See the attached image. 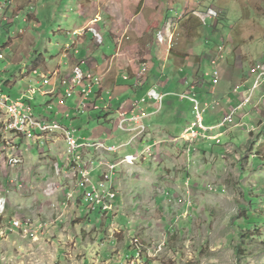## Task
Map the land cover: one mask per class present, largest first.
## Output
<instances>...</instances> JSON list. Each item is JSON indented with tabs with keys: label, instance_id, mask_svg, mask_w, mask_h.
Here are the masks:
<instances>
[{
	"label": "rangeland",
	"instance_id": "obj_1",
	"mask_svg": "<svg viewBox=\"0 0 264 264\" xmlns=\"http://www.w3.org/2000/svg\"><path fill=\"white\" fill-rule=\"evenodd\" d=\"M96 19L100 21L93 24ZM84 27L86 35H75ZM85 38V43H74ZM72 59H87L86 70L98 67L95 73L106 87L100 98H90L84 115L73 104L77 96H65L64 106L50 103L60 112L75 108L67 126L72 123L80 144H102L96 151L109 153L119 148L118 138L128 131L118 116L125 104L128 111L132 107L138 112H130V117L155 112L146 124L177 122L178 135L170 137L165 131L167 138L160 133V139L146 143L145 152L153 155L158 149L159 160L140 161L148 165L142 179L155 180L150 187L154 208L146 216L152 221L147 224L142 218L126 230L132 216L140 213L132 197V206L120 211L115 222L110 217L102 225L101 214H90L89 204L83 206L75 166L68 161L70 169L65 171L73 185L56 184L54 180L65 175L44 156L51 143L46 140L44 147L34 148L27 144L22 155L25 143L19 142L24 136L10 128L9 114L0 106V224H7L0 239V264H264V161L252 157L264 154V126L256 127L264 121V80L253 91L257 75L252 73L259 62L264 64V0H0V87L11 101L37 90L34 104L48 102L41 97V84L25 77L37 78L29 71L39 62L46 63L47 74H54ZM148 61L156 68L149 71L150 80L133 77ZM238 96L253 102L229 121L230 127L241 126L230 139L222 135L227 129H221L229 112L225 103ZM143 99L147 103H141ZM137 102L141 104L134 107ZM51 113L44 111L43 116L50 118ZM35 115L39 120L37 111ZM199 116L205 127L217 130L186 141L185 130L197 126ZM60 125L63 130L38 131L35 141L57 134L67 140L69 129ZM193 149L197 154L190 156ZM38 150H43V158ZM29 153L35 154L34 161ZM185 156L191 163L201 161L205 169L197 174ZM126 179L118 185L120 193L129 191L124 186L131 177ZM89 188L87 192L93 185ZM157 194L178 197L170 204L174 208L163 206L168 196L155 200ZM14 219L33 231H21ZM143 227L146 232L140 233Z\"/></svg>",
	"mask_w": 264,
	"mask_h": 264
},
{
	"label": "crops",
	"instance_id": "obj_2",
	"mask_svg": "<svg viewBox=\"0 0 264 264\" xmlns=\"http://www.w3.org/2000/svg\"><path fill=\"white\" fill-rule=\"evenodd\" d=\"M82 6H84V4ZM84 9H85V7H84ZM10 12H12V11H10ZM13 14L16 15L15 14V10H14ZM85 40H86V38L85 39H79L78 42L75 40L74 43L82 44V43H85ZM159 52H160V50H158V52L155 53V55L158 56ZM153 55H154V48L150 52L149 59L151 57H153ZM157 56H156V58H157ZM211 60L213 62L215 61L214 58H212ZM259 63H261V62H259ZM86 65H87V59H85V60L84 59H81V60L72 59L69 62V65L65 66L66 69L62 68V67H59V68H61V71L58 68H57L58 70L56 69V71H60L61 76H66V75H68L70 73H73L74 71H76L78 69L86 70L85 69ZM104 65H105V63H104ZM214 66H217V64H215ZM35 67H36V69L35 68L33 69L34 72H32L33 70H31V71H29V73H32L34 75L37 72L38 75H35L37 78L34 79V77L30 76L29 74L25 78L31 80L32 82L37 80L38 81L37 84H41V88H42V86H43V75H48L47 73H49V71H48V69L46 67V63L40 64V62H39V63H37L35 65ZM39 67L45 69V71L44 72H39V70H38ZM143 67L144 68L140 72V75H136V76H133V77H137V78L142 79V80H144L145 78H146V80L147 79L150 80L151 73L149 71H154V70H156V68L152 69L150 64H149V61ZM194 68H196V67H194ZM87 69H90V68H87ZM93 69H91V70L95 71V70H97L99 68L95 67ZM194 71H195L194 72L195 74H198L196 69H194ZM155 81H158V79L156 78ZM217 84H215V85H217ZM197 86H198V84H197ZM1 89L5 93L4 89L3 88H1ZM52 89L53 88L48 87V89H46V90L43 89V90L44 91H49V90H52ZM105 89H106V87H104V86H102L100 88H97L95 90L94 95L91 98L92 101L97 100L96 98H94V96H96L97 98H100L103 95V93L105 92ZM255 89L256 88H255V84H254L253 91ZM41 95H42L41 96L42 98H49V101L46 102V103H43V105L41 103H39L37 106L33 102V107H34L35 111H37L38 114H39L38 115L39 120H44L45 117L43 116L44 115L43 112L46 111L45 110L46 106L48 104H50V103H54V102L57 103L58 101L55 99L56 94H50L49 95L50 97H45L42 93H41ZM250 102L252 103L253 101H249L248 102V98L247 99H243L241 96H238L235 101H232V99H228L227 102L225 103V105H227V108H228L229 112L227 113V117L225 118V120L229 116H231L232 114H236L237 115V113H239L240 111H244V109L248 106V103H250ZM235 103H236V105H235ZM73 104L77 107V104L75 102ZM217 104H219V106L222 108L223 102H219ZM154 106L155 105H152L150 107H154ZM74 110H75V108H73L72 106L68 107V111L67 112H60V108H58V109L55 108L54 113H51L52 117H50L49 119H51V118L52 119H56V120L57 119H63L64 121L62 122V124L67 125V119L64 118V114H69L70 112H72ZM131 110H132V107H131ZM131 110L128 111L127 110V104H125L124 106L120 107V113L121 114H119L118 116L122 119V121H124V118H123L124 115L130 114V112H133V114H134V112L138 113L137 111H133V110L131 111ZM222 112H223V110H222ZM256 112H257L256 115H259V116L262 115V114H260L259 111L256 110ZM151 115L152 116L148 117V119H151L152 117L156 116L157 114H155V112H152ZM245 115H247V113ZM128 117H130V116H128ZM233 118H234V116H233ZM148 119L147 120H143L140 123H134L135 121L132 122V123H126L127 124L126 126H128V128L131 127V126L138 127V126H141L142 124L148 123L147 122ZM162 120L163 121L158 122L157 125H153L152 123L148 124V125H151L150 129L147 130L146 132H143V133H141V131H139V132H130V131L122 132L123 135H121L118 138V140H117L121 144H120L119 148L116 149V152L109 153L108 151H104V152H102V151H87L85 149H81V151L78 152V159H82V154L84 153V151H87L84 154V161L87 164L88 169L92 173L91 176L94 179L93 180L94 182H96L99 179H101V176H102L103 172L108 174V175L111 174L113 176L112 182H113V186H114V191L117 193V199L115 200L114 205H113L114 206L113 207V212H110L108 214H101L98 211H96V213L98 212L102 216V225H103V223L105 224V220L109 219L110 217H111L112 221L115 222V217L118 215V213L120 211L121 212L122 211H126L127 207L132 206V204H131V202H132L131 198L132 197H135V200L138 201V203L140 204V205H138V206H140L139 207L140 208V213L132 216L131 219H132L133 222H130V225L126 227V230H128V227L132 226V224L135 221L139 222V221L142 220V218L146 219L147 224L150 221H152V219L150 220L146 216H149L150 215L149 210L152 212L151 208H154V205L151 203V201H152L151 199L153 197H152V194H151L152 191H151L150 187L151 186L154 187L155 180L151 181V180H148L147 178H143L142 179V176H147V170H146L147 168L146 167H148V165H146V164L144 165V163H141L140 161L143 162L145 160L147 162L149 160V162H148V164H149L150 161L153 163V161L159 160V158L156 157L157 151H159L158 149L153 153L154 157H152L153 156L152 153L149 155L147 152H145V149L147 148V146H146L147 144L146 143H150L151 144L155 139H160L158 137L159 136L158 134L164 133V134H162L160 136L164 135L167 138L168 135H167V133L165 131L168 132L170 137L173 134L178 135V133H179L176 121L170 122V120H165V119H162ZM203 124H204V120H203ZM231 124H233V122L232 123H227L225 125V127L221 128V129H225V128L227 129L225 133H222V135H225L226 137H228L230 139H231V137H233L235 135V133L233 131L235 129H237V128L240 129V127H241V126H239V127H236V126L230 127L229 125H231ZM70 126H72V123L70 124ZM263 126H264V121L260 120L259 125H257L256 127L261 128ZM215 130H217V129H215ZM215 130H213L211 132H214ZM38 135H40V134L38 133ZM250 135H251V138L253 140H257V139H255V135L253 133H251ZM136 136H137V138L138 137H140V138L143 137V139H140V141L136 140L135 142L132 143L131 141ZM215 137H217V136H215ZM215 137L213 138V140H215ZM262 137L263 136H261L260 138H262ZM198 138H201V137H198ZM46 140L49 141V143H51V144L48 145V148H49V151H47L48 154H46L44 156H50L52 158V160L54 161V163H55L56 169L57 170L61 169L62 171H64L63 175H65L64 177L61 176V178L58 179V180L55 179L54 182L56 184H58V185H59V183L67 185V186L73 185V184H71V179L65 173V171H69V169H70L69 163L67 161V159H68V155H67L68 144H67L66 139L62 136V134H57V135H54V136L46 137L45 141H44V139L40 138L39 141H35V145H42L44 143H47ZM21 142L24 143V140L20 141L19 144ZM218 142H219V140H218ZM233 147L227 146V147H225V149L229 150L230 148H233ZM23 150H24V147L22 148V150L20 152H21L22 155L25 156L26 153L24 154ZM42 151L43 150H38L35 153L37 155H39L40 158H43L41 156L42 154H44V153H42ZM27 152H30V151H27ZM260 152H262V151H260ZM185 153L187 154V152H185ZM141 154H144V155H141ZM193 154L194 155L197 154V151L194 150V149H193V151L189 152L190 156H192ZM27 156H30L29 158L32 159L33 161L35 160V154L29 153ZM138 156H139L140 159L137 158ZM161 157H162V154H161ZM252 157L256 161H264V154H262L259 157L258 156H255V157L252 156ZM224 158H225V156L223 155L222 159H224ZM129 159L133 160L134 163L133 164H128L127 160H129ZM43 161H44V163H48L49 162V160H47V159H44ZM184 161L186 163L189 161V166H190L189 168L190 169H194V171L197 169L198 170L197 174H199L202 170L205 169L204 167H202L201 161L200 162L191 163L187 156L184 157ZM112 164L116 165V169L114 170V172H112L109 169V165H112ZM138 175H141V176H138ZM129 176L131 177V180L129 182H125L127 184V186H124V188L129 189L128 193H126V192L125 193H120L119 190H118V185H120V183L126 181L127 180L126 178H128ZM194 177H196V176H191L192 179H194ZM89 185H88L87 189H90ZM142 186L144 188H141ZM179 186L180 185L178 184V187ZM175 187H177V184H175ZM135 190H138L137 194L135 193ZM64 191H65V189L62 190V192H63L62 201H64L65 198H66V196L64 195ZM82 191H83V201L82 202H83V206L86 208V206H85V203H86L85 202V195L88 192H87L86 189H82ZM158 196H160V195L157 194V196L155 197V200L157 199ZM163 196H168V194L163 195ZM163 196L161 195L160 197H163ZM72 197H73V195H70V198H72ZM169 197H170V201H168ZM168 198H167V202L163 203V206L165 204H169L168 209H170V208L173 209L174 208L173 205H170V204L177 203L176 199L178 197L175 198V199H172V196H170V194H169ZM243 198L245 200V198H246L245 193L243 194ZM154 203H155V201H154ZM158 207H161V206H158ZM84 210L85 209H82L81 213L86 216L87 214H86V212ZM91 211H92V209H90L87 212L90 213ZM110 215H112V216H110ZM241 215H242V217L246 216L245 212H242ZM170 223L173 225L172 222H170ZM185 224H186V222H185ZM145 227H147V226H145ZM145 227L141 228L139 232L140 233L146 232V230H144ZM124 230H125V228H124ZM25 231H28V230H25ZM32 231H33V229L29 230V232H32ZM18 233H20V232H18ZM138 252H139V254H141L140 250H138ZM127 257H129V256H127Z\"/></svg>",
	"mask_w": 264,
	"mask_h": 264
},
{
	"label": "built area",
	"instance_id": "obj_3",
	"mask_svg": "<svg viewBox=\"0 0 264 264\" xmlns=\"http://www.w3.org/2000/svg\"><path fill=\"white\" fill-rule=\"evenodd\" d=\"M100 19H96L93 24H97ZM87 34V29H81L75 32V35L81 37ZM69 49V47H67ZM70 50V49H69ZM252 73L257 75V81L255 83V88H257L261 81L264 80V64L258 63L253 69ZM38 75V74H34ZM214 84H217L219 81L218 74L213 76ZM103 81L100 75H97L95 71L91 69L82 70L78 69L73 73L67 76H61L59 71H56L54 74L43 75V86L41 93L43 95L48 94H56V100L58 101L59 106L65 105V87H72V98L74 96L78 97L77 104V112L79 115L85 114V109L87 108V102L92 98L97 88L102 87ZM46 87L53 88L49 91H44ZM62 90V92H60ZM36 91H29L27 95H23L22 98L11 101L10 98L5 94L2 90H0V101L5 102V110L9 112V125L10 128H18L21 129V132L24 133V148L27 144L32 146H42L44 147V143L42 145H35V137L38 135V130L42 129L43 127H50L52 125H56L59 122L56 119H49L44 118V125H35V109L33 107L34 98L36 96ZM164 97L159 99V103L163 104ZM185 98V97H184ZM194 102L197 101L193 100ZM141 103H147L146 99H143ZM140 102L133 103L134 107H138ZM46 111H51L54 113L55 107L53 104H48L46 106ZM129 115H124V121L122 122V126L125 123H140L141 121L148 118L142 111V114L137 116L128 117ZM234 114L229 116L225 121L222 123H229V121L233 120ZM64 118L71 119L69 114H64ZM63 126L66 129H69L71 132V140L68 141L69 150L67 152L68 159L73 166H75L77 171V180L79 181V187L82 189H87L89 184L93 185V190L91 192L86 193L85 195V202L89 204L90 209L93 212L98 211L101 214L110 213L112 208L114 207V202L116 200V192L114 191L113 182L110 179L109 175L106 173H102L101 179L94 182L91 171L88 169L87 164L85 163L84 159H78V152L80 149H88L92 151L97 150V146H104L102 144H90L88 142H83L82 144L79 143V138L77 137V130L72 128V126ZM149 126L148 124H142L136 128H128L130 132H139L143 127ZM133 128V129H132ZM198 128V129H197ZM212 128H207L203 124V120L201 116H199L197 126H192L186 130L185 138L186 141H191L200 137V132L210 133ZM205 137V136H204ZM206 138V137H205ZM137 140V136L131 141L132 143ZM23 143V144H24ZM28 146V145H27ZM48 146V145H47ZM116 148H111V151L114 152ZM26 151H29L26 148ZM109 169L114 172L116 167L109 166ZM111 172V173H112ZM17 221V227L22 231L24 228H28L29 230L32 229V226H26L24 223H18V219H14ZM7 227V224L1 223L0 224V239L2 236V228Z\"/></svg>",
	"mask_w": 264,
	"mask_h": 264
},
{
	"label": "bare ground",
	"instance_id": "obj_4",
	"mask_svg": "<svg viewBox=\"0 0 264 264\" xmlns=\"http://www.w3.org/2000/svg\"><path fill=\"white\" fill-rule=\"evenodd\" d=\"M37 73V72H36ZM72 95V87H67V90H66V93H65V96H71ZM0 106L3 108V110H5V102H1L0 101ZM8 112V111H7ZM9 114V112H8ZM8 123H9V120H8ZM35 125H44L43 122H40L39 120L36 119L35 117ZM16 133L24 136V133L21 132V129H18V128H12ZM58 131V130H63V127L59 124L56 123V125H52L50 127H43L42 129H39L38 131H41V132H49V131ZM66 133V136H67V140H71V132L70 131H65ZM99 147V146H97ZM129 163L131 164L132 162L129 161Z\"/></svg>",
	"mask_w": 264,
	"mask_h": 264
},
{
	"label": "trees",
	"instance_id": "obj_5",
	"mask_svg": "<svg viewBox=\"0 0 264 264\" xmlns=\"http://www.w3.org/2000/svg\"><path fill=\"white\" fill-rule=\"evenodd\" d=\"M0 90H2L1 87H0ZM93 213H96V212H93V211L90 212V214H93ZM137 250H138V249H137Z\"/></svg>",
	"mask_w": 264,
	"mask_h": 264
}]
</instances>
